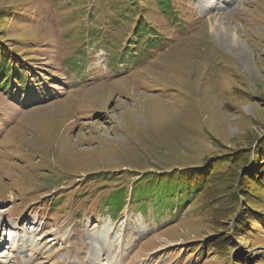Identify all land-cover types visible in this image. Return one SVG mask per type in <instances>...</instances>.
<instances>
[{"label": "rangeland", "instance_id": "rangeland-1", "mask_svg": "<svg viewBox=\"0 0 264 264\" xmlns=\"http://www.w3.org/2000/svg\"><path fill=\"white\" fill-rule=\"evenodd\" d=\"M0 209L5 264H264V0H0Z\"/></svg>", "mask_w": 264, "mask_h": 264}, {"label": "bare ground", "instance_id": "bare-ground-1", "mask_svg": "<svg viewBox=\"0 0 264 264\" xmlns=\"http://www.w3.org/2000/svg\"><path fill=\"white\" fill-rule=\"evenodd\" d=\"M241 9H242V11H243V13L244 14H249V13H251V9L250 8H246V7H244V6H242L241 7ZM205 25L207 24L208 25V28L210 29V31L213 33V34H217L218 32H217V28L219 27L218 26V20L217 19H215L214 21H212V19L210 18V19H208V21L206 22V23H204ZM204 25V26H205ZM220 32V31H219ZM233 36V35H232ZM226 37V36H225ZM233 38V37H232ZM4 212H6V210L5 209H0V214H3ZM107 225V224H106ZM112 225V224H111ZM109 229V228H108ZM143 231V232H145L144 230H143V228H141L140 229V231ZM0 231H1V229H0ZM5 232L3 231V234H4ZM101 233V232H100ZM104 233V232H103ZM109 233V232H108ZM2 233L0 232V235H1ZM97 234V233H96ZM97 236V235H96ZM100 237V236H99ZM100 241V240H99ZM102 242H103V240H102ZM95 243V242H94ZM97 243V242H96ZM100 244V243H99ZM100 246V245H99ZM34 247H36L35 245L33 246V248ZM95 250H99V248H97L96 246H95ZM4 251V250H3ZM3 251H1L0 253H3ZM4 254V253H3ZM98 255V254H97ZM102 256L103 255H98L97 257H96V259H97V262H96V264H102L103 262H102ZM2 258H4V256L2 257ZM112 262V261H111ZM113 264H120V261H119V258L117 259V260H115V261H113L112 262ZM0 264H5V262H2V261H0Z\"/></svg>", "mask_w": 264, "mask_h": 264}, {"label": "trees", "instance_id": "trees-1", "mask_svg": "<svg viewBox=\"0 0 264 264\" xmlns=\"http://www.w3.org/2000/svg\"><path fill=\"white\" fill-rule=\"evenodd\" d=\"M7 66H9V65L7 64ZM110 205H112V204L110 203Z\"/></svg>", "mask_w": 264, "mask_h": 264}]
</instances>
